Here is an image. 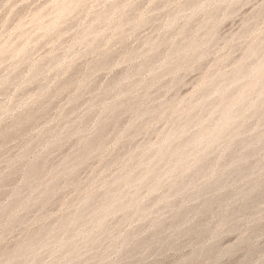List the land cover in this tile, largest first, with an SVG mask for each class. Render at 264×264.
Masks as SVG:
<instances>
[{"label":"rangeland","instance_id":"1","mask_svg":"<svg viewBox=\"0 0 264 264\" xmlns=\"http://www.w3.org/2000/svg\"><path fill=\"white\" fill-rule=\"evenodd\" d=\"M0 264H264V0H0Z\"/></svg>","mask_w":264,"mask_h":264}]
</instances>
